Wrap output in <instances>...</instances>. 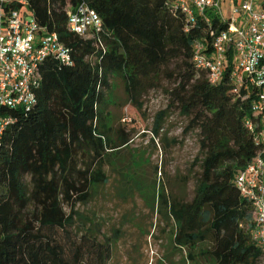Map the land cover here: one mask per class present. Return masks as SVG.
Masks as SVG:
<instances>
[{"label": "trees", "instance_id": "16d2710c", "mask_svg": "<svg viewBox=\"0 0 264 264\" xmlns=\"http://www.w3.org/2000/svg\"><path fill=\"white\" fill-rule=\"evenodd\" d=\"M21 1L40 26L58 34L72 60L46 57L30 109L0 107V116L13 118L0 140V264L111 260V243L91 228L73 235V223L77 205L89 203L109 182L104 167L111 155L129 146L126 137L113 140L107 124L115 76L135 104L163 80L172 84L154 135L172 110L189 120L185 134L198 132L201 157L195 164L201 171L192 200L160 195L173 222L175 248L187 250L192 264H201L199 258L205 264H259L264 249L252 239L254 203L235 179L260 150L255 138L263 115L253 109V97L236 93L228 72L212 84L197 67L195 44L212 46L208 24L201 20L186 31L173 0H8L3 9L22 10ZM81 3L101 17L96 38L69 29V11Z\"/></svg>", "mask_w": 264, "mask_h": 264}, {"label": "rangeland", "instance_id": "374dc122", "mask_svg": "<svg viewBox=\"0 0 264 264\" xmlns=\"http://www.w3.org/2000/svg\"><path fill=\"white\" fill-rule=\"evenodd\" d=\"M231 8L230 0H222L226 18H232ZM111 81L107 124L112 128L111 138L126 137L129 146L107 161L104 171L109 182L94 191L89 203L77 205L73 235L80 237L91 228L100 241L111 243L108 264H192L189 252L174 246L173 222L160 195L168 200H192L201 171L195 164L201 157L198 132L185 134L189 120L172 110L160 135H154L158 115L170 102L168 80L137 104L126 94L121 77ZM259 264H264V257Z\"/></svg>", "mask_w": 264, "mask_h": 264}, {"label": "built area", "instance_id": "2783aa9c", "mask_svg": "<svg viewBox=\"0 0 264 264\" xmlns=\"http://www.w3.org/2000/svg\"><path fill=\"white\" fill-rule=\"evenodd\" d=\"M7 2L0 0V107L30 109L36 102L35 90L42 79L40 66L46 57L56 56L66 64L72 59L58 34L40 26L25 1H21L22 10L8 14L3 9ZM230 2L232 18L225 17L222 0H173L172 10L184 15L186 31L201 20L209 26L212 46L195 44L197 67L208 72L212 84L228 72L236 93L245 91L253 97V109L263 115L262 129L255 138L260 150L236 175L235 182L241 194L254 203L252 239L264 249V0ZM69 29L84 38H96L103 23L95 10L81 3L69 11ZM12 123V116H0V140ZM247 126L255 130L251 121Z\"/></svg>", "mask_w": 264, "mask_h": 264}]
</instances>
